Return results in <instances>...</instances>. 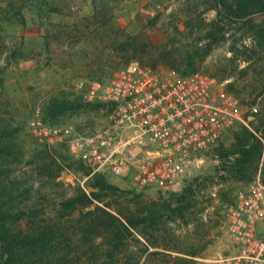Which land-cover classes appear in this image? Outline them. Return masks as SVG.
I'll return each instance as SVG.
<instances>
[{
	"label": "rangeland",
	"instance_id": "374dc122",
	"mask_svg": "<svg viewBox=\"0 0 264 264\" xmlns=\"http://www.w3.org/2000/svg\"><path fill=\"white\" fill-rule=\"evenodd\" d=\"M221 8L218 0H0V228L23 264H121L97 208L136 225L122 264H204L226 250L234 196L264 183V0L239 22ZM132 63L225 84L258 113L229 127L170 192L136 191L32 136L37 109L81 133L97 128L100 106L76 83L111 82ZM237 144L255 149L242 167ZM18 236L29 238L25 247ZM1 251L0 264H11Z\"/></svg>",
	"mask_w": 264,
	"mask_h": 264
},
{
	"label": "built area",
	"instance_id": "2783aa9c",
	"mask_svg": "<svg viewBox=\"0 0 264 264\" xmlns=\"http://www.w3.org/2000/svg\"><path fill=\"white\" fill-rule=\"evenodd\" d=\"M76 89L100 106L98 127L81 133L37 109L29 121L32 136L48 148L66 147L92 173L128 180L136 191H175L190 165L217 146L229 127L258 113L225 84L139 63L120 68L111 82L80 80ZM226 235V250L204 264H264L261 180L234 196Z\"/></svg>",
	"mask_w": 264,
	"mask_h": 264
},
{
	"label": "trees",
	"instance_id": "16d2710c",
	"mask_svg": "<svg viewBox=\"0 0 264 264\" xmlns=\"http://www.w3.org/2000/svg\"><path fill=\"white\" fill-rule=\"evenodd\" d=\"M219 4H221V10L219 11V16H222L223 19L226 20H233L235 19L236 22H239V20H242L245 15L242 14L244 10L252 8L255 6L256 0H218ZM19 4H16V12L17 14H20L21 8L18 6ZM20 11V12H19ZM227 13V14H225ZM234 14V16L232 15ZM22 20V25H25V19L24 17H21ZM247 146L245 144H237L234 146V155L237 156V166L242 167L243 163H249L251 160L252 156L255 153V149H247ZM67 150V148L65 147ZM68 152V150H67ZM80 163V162H79ZM72 206L74 205L75 201L70 202ZM97 211V212H96ZM96 214H103L106 215L109 220L108 223L106 224L108 227V234L111 239V243H115V245H111L112 248L118 249L119 252V258H120V263H124V253L122 251H126L129 249L131 242L135 241L130 238H128V235L131 236L132 233L131 231L136 229V225L132 224L129 220H124L123 218L116 217L111 212L105 211L102 208H97L94 211ZM23 216V215H22ZM2 214L0 212V220H1ZM145 221V220H144ZM143 221V222H144ZM102 223V222H100ZM103 224V223H102ZM104 225V224H103ZM2 226V225H1ZM0 226V227H1ZM0 237L2 238L0 242V249H2L1 254L3 257L8 255L10 257L11 261L9 263L11 264H23L24 257L22 258L19 254V251L17 252L16 246L13 245V240L8 236V233L2 228H0ZM18 241V244H21L22 246L25 247L27 243L29 242L28 237H16L15 238ZM39 240H35L36 242ZM139 241V240H137ZM141 242V241H139ZM154 257L153 253H150L147 257ZM135 259V258H134ZM117 263H119V260H117ZM3 264H8L3 262ZM136 264H139V261H136Z\"/></svg>",
	"mask_w": 264,
	"mask_h": 264
}]
</instances>
